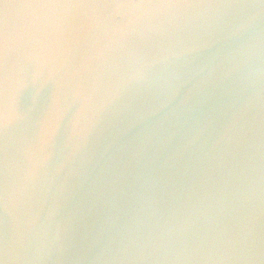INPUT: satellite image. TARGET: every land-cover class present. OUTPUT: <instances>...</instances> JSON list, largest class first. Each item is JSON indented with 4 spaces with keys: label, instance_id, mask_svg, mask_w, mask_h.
Wrapping results in <instances>:
<instances>
[{
    "label": "clouds",
    "instance_id": "obj_1",
    "mask_svg": "<svg viewBox=\"0 0 264 264\" xmlns=\"http://www.w3.org/2000/svg\"><path fill=\"white\" fill-rule=\"evenodd\" d=\"M0 264H264V0H0Z\"/></svg>",
    "mask_w": 264,
    "mask_h": 264
}]
</instances>
